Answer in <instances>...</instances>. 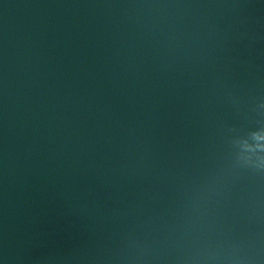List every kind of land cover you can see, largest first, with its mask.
I'll use <instances>...</instances> for the list:
<instances>
[{
	"label": "water",
	"instance_id": "obj_1",
	"mask_svg": "<svg viewBox=\"0 0 264 264\" xmlns=\"http://www.w3.org/2000/svg\"><path fill=\"white\" fill-rule=\"evenodd\" d=\"M0 264H264V124L175 0H0Z\"/></svg>",
	"mask_w": 264,
	"mask_h": 264
}]
</instances>
